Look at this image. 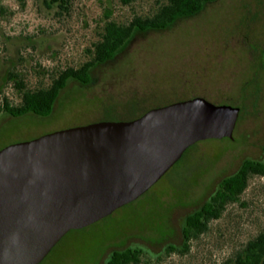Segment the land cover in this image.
Wrapping results in <instances>:
<instances>
[{
    "label": "rangeland",
    "instance_id": "374dc122",
    "mask_svg": "<svg viewBox=\"0 0 264 264\" xmlns=\"http://www.w3.org/2000/svg\"><path fill=\"white\" fill-rule=\"evenodd\" d=\"M50 0H0V149L46 133L97 121L130 120L178 100L202 96L240 107L232 138L189 147L137 200L76 232L69 231L40 264H104L112 251L143 250L140 264H221L264 228V178L250 177L238 202L181 247L188 215L245 160H264V0H213L164 30L135 31L91 81L71 80L49 116L14 117L5 99L46 87L68 67L91 58L108 21L152 15L167 0H74L62 11Z\"/></svg>",
    "mask_w": 264,
    "mask_h": 264
},
{
    "label": "water",
    "instance_id": "95a60500",
    "mask_svg": "<svg viewBox=\"0 0 264 264\" xmlns=\"http://www.w3.org/2000/svg\"><path fill=\"white\" fill-rule=\"evenodd\" d=\"M240 110L194 96L0 149V264H40L69 231L141 197L195 143L232 138Z\"/></svg>",
    "mask_w": 264,
    "mask_h": 264
},
{
    "label": "trees",
    "instance_id": "16d2710c",
    "mask_svg": "<svg viewBox=\"0 0 264 264\" xmlns=\"http://www.w3.org/2000/svg\"><path fill=\"white\" fill-rule=\"evenodd\" d=\"M73 1L50 0L48 4L49 6L57 4L62 11H68ZM120 1L124 5L133 2V0ZM211 1L213 0H167L152 15H137L128 23L108 21L104 26L100 40L94 43L92 49L89 50L91 58L88 61L79 68L68 67L61 71L52 78L51 83L46 87L34 90L24 89L21 83L16 82L18 88L22 90L21 101L18 105H12L8 99H5L2 110L14 117L30 113L41 116L51 115L61 91L69 81L77 80L83 84L90 83L92 68L96 64L112 59L125 46L135 31L164 30L182 17L197 14ZM253 175L264 178V160H245L234 174L224 177L210 198L199 209L186 217L183 227V245L177 247L169 244L166 247V252L169 254L183 253L188 250L191 241L199 238L208 230L211 220L219 219L227 205L240 200ZM85 228L74 231L79 232ZM142 259V249L127 247L112 251L106 264H140ZM221 264H264V228L231 258Z\"/></svg>",
    "mask_w": 264,
    "mask_h": 264
},
{
    "label": "flooded vegetation",
    "instance_id": "af4514ba",
    "mask_svg": "<svg viewBox=\"0 0 264 264\" xmlns=\"http://www.w3.org/2000/svg\"><path fill=\"white\" fill-rule=\"evenodd\" d=\"M108 259V258H107ZM107 259H106V261H105V263L104 264H106V262H107Z\"/></svg>",
    "mask_w": 264,
    "mask_h": 264
}]
</instances>
